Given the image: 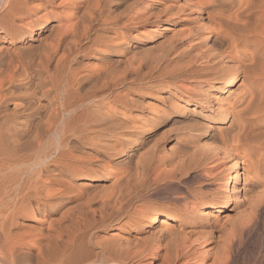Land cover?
<instances>
[{
	"label": "bare ground",
	"instance_id": "1",
	"mask_svg": "<svg viewBox=\"0 0 264 264\" xmlns=\"http://www.w3.org/2000/svg\"><path fill=\"white\" fill-rule=\"evenodd\" d=\"M263 175L264 0H0V264H220Z\"/></svg>",
	"mask_w": 264,
	"mask_h": 264
},
{
	"label": "rangeland",
	"instance_id": "2",
	"mask_svg": "<svg viewBox=\"0 0 264 264\" xmlns=\"http://www.w3.org/2000/svg\"><path fill=\"white\" fill-rule=\"evenodd\" d=\"M235 89H237V87L235 88ZM238 91H239V89H237ZM172 146H173V144H171ZM234 153V154H233ZM238 154V151L237 152H230V153H228V155H230V156H228L227 154L226 155H224L223 157H226V158H221L220 160L221 161H219V163H218V173H216L217 171H215V174H218L217 175V177L220 179L219 180V182L221 181V177L223 178V176H226V173L227 174H229V172H230V169H228L229 168V166H230V163H231V160L233 159V157H235L236 155ZM231 155H232V157H231ZM224 159V160H223ZM229 159V160H228ZM231 159V160H230ZM226 161V162H225ZM221 163H223V164H221ZM222 165V166H221ZM228 168H227V167ZM221 168V169H220ZM223 170V171H222ZM224 172V173H223ZM241 173H242V170H241V172L239 173V175H241ZM221 175V176H220ZM223 175V176H222ZM264 176V175H263ZM260 179H262V180H260L261 182L262 181H264V178L262 177V178H260ZM195 184H194V183ZM200 182H202V180L201 179H194L193 181H192V183H190V186L192 185V186H194V185H196V184H199ZM218 182V183H219ZM259 194V193H258ZM260 195V194H259ZM262 202V206H261V203L260 202H258L259 203V208H258V206L257 205H254V204H252V206H251V204H249V205H240L239 207H235V210L234 211H232V212H229V214H231L230 215V220L229 219H227L228 220V222L226 223V222H222V223H220L218 226L221 228H219V231H218V233H216V235H218L219 237H218V243H217V247H215V250L217 251H215L214 250V253H213V255L212 256H214L213 258H215L216 257V253H218L219 252V249H223V250H220V255L222 256L223 254H225L226 256H227V263L228 264H264V248H263V246H264V209H263V206H264V200H261ZM257 203V201L255 202V204ZM257 203V204H258ZM152 204V203H151ZM257 206V208L256 207H254V206ZM249 206V207H248ZM245 207H248V208H246V209H244L243 210V208H245ZM252 207V208H251ZM261 207V208H260ZM254 208L256 209V210H254ZM258 209V210H257ZM251 210H252V212H251ZM263 210V211H262ZM240 211V212H239ZM243 211H246V212H244L243 213ZM249 211V212H248ZM242 212V213H241ZM256 212V213H255ZM261 212V213H260ZM234 213H235V215H234ZM237 213V214H236ZM238 213H240V214H238ZM255 213V214H254ZM258 213H260V214H258ZM227 214V213H226ZM254 214V215H253ZM219 215H221L220 216V218L222 217V216H225V212L224 213H220ZM238 215V216H237ZM242 215V216H241ZM249 215V216H248ZM255 215H257V220H254V219H256V217H255ZM259 215V216H258ZM233 216H237L236 218L235 217H233ZM247 216V217H246ZM255 218H254V217ZM243 217V218H242ZM253 218V221L254 222H252V219L250 220V219H246V218ZM240 219H241V221H240ZM243 220V221H242ZM247 221V223L248 224H250V223H252V224H250V225H248L247 223H246V221ZM232 221V222H231ZM238 221V223H236ZM251 221V222H250ZM256 221V222H255ZM231 222V223H230ZM226 223V224H225ZM255 223V224H254ZM229 224V225H228ZM232 224L233 225H235V227L234 226H232ZM241 224V225H240ZM222 225V226H221ZM224 225V226H223ZM231 225V226H230ZM238 225H240V226H238ZM243 225V226H242ZM254 227H253V226ZM226 226H229V227H226ZM250 226V227H249ZM252 227V228H251ZM233 228H236V229H233ZM240 228H242V229H240ZM245 228V229H244ZM248 228H250L249 230H248ZM224 229V230H223ZM226 229H227V231H226ZM229 229H230V231L232 232V235H231V232L229 231ZM238 229H240V230H238ZM244 229V230H243ZM221 230V231H220ZM234 230H236V231H234ZM247 230V231H246ZM252 230V231H251ZM224 231V232H223ZM244 231V232H243ZM247 233H246V232ZM248 231H250V232H248ZM220 232H222L221 234L222 235H220ZM226 232H229V233H226ZM240 233V234H237V233ZM225 233V235H223ZM234 233V234H233ZM242 233H244V234H242ZM250 235H249V234ZM227 234H229V235H227ZM236 234V235H235ZM246 234V235H245ZM248 234V235H247ZM227 235V236H226ZM243 235V236H242ZM224 236H226V237H224ZM229 236V237H228ZM235 236V237H234ZM238 236V237H237ZM240 236V237H239ZM248 236V237H247ZM260 236H263V237H260ZM231 237V238H230ZM242 237V238H241ZM246 237V238H245ZM222 238V239H221ZM224 238H226L225 240H224ZM235 238V239H234ZM220 239H221V241H220ZM231 239V240H230ZM240 239V240H239ZM242 240V241H241ZM263 242H262V241ZM223 241V242H222ZM228 241V242H227ZM230 241H231V245H232V247H231V245L229 246V244H230ZM235 243H234V242ZM237 241H240L239 243L237 242ZM221 244H220V243ZM262 242V243H261ZM224 243V244H223ZM233 243V244H232ZM226 244V246H227V248H226V246H224ZM238 244V245H237ZM218 245H219V249H218ZM236 246V248H234L235 246ZM224 247V248H223ZM231 247V248H230ZM217 248V249H216ZM261 248V249H260ZM229 249H231V250H229ZM236 249H237V251H236ZM224 251V252H223ZM235 251V252H234ZM223 253V254H222ZM230 253V254H229ZM235 253V254H234ZM226 256L224 257V255H223V257H222V259H224V258H226ZM235 256V257H234ZM228 258H230V259H228ZM152 258H150V260H151ZM225 260V259H224ZM224 260H221L222 262L224 261ZM226 260L223 262V263H225V264H227L226 263ZM229 261V262H228ZM222 262H220V264H223Z\"/></svg>",
	"mask_w": 264,
	"mask_h": 264
}]
</instances>
